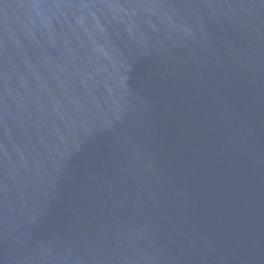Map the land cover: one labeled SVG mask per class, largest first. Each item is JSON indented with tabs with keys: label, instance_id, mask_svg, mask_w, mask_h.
Segmentation results:
<instances>
[{
	"label": "water",
	"instance_id": "95a60500",
	"mask_svg": "<svg viewBox=\"0 0 264 264\" xmlns=\"http://www.w3.org/2000/svg\"><path fill=\"white\" fill-rule=\"evenodd\" d=\"M0 264H264V0H0Z\"/></svg>",
	"mask_w": 264,
	"mask_h": 264
}]
</instances>
